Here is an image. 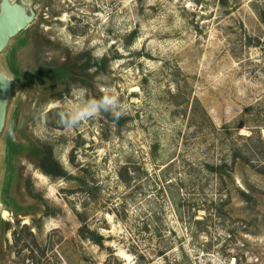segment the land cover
<instances>
[{
    "label": "rangeland",
    "instance_id": "374dc122",
    "mask_svg": "<svg viewBox=\"0 0 264 264\" xmlns=\"http://www.w3.org/2000/svg\"><path fill=\"white\" fill-rule=\"evenodd\" d=\"M7 1L0 264H264V0Z\"/></svg>",
    "mask_w": 264,
    "mask_h": 264
},
{
    "label": "water",
    "instance_id": "95a60500",
    "mask_svg": "<svg viewBox=\"0 0 264 264\" xmlns=\"http://www.w3.org/2000/svg\"><path fill=\"white\" fill-rule=\"evenodd\" d=\"M14 5L7 0H2L0 4V52L6 47L10 39L24 30L29 23L25 15H21ZM5 102L0 94V131L3 125Z\"/></svg>",
    "mask_w": 264,
    "mask_h": 264
},
{
    "label": "trees",
    "instance_id": "16d2710c",
    "mask_svg": "<svg viewBox=\"0 0 264 264\" xmlns=\"http://www.w3.org/2000/svg\"><path fill=\"white\" fill-rule=\"evenodd\" d=\"M38 166L45 175L51 178H61L65 176L63 170L60 168L58 163L53 159L49 148H44L42 150L40 158L38 160ZM124 171L125 170H123V172ZM120 176L123 177L122 174H120Z\"/></svg>",
    "mask_w": 264,
    "mask_h": 264
},
{
    "label": "bare ground",
    "instance_id": "6f19581e",
    "mask_svg": "<svg viewBox=\"0 0 264 264\" xmlns=\"http://www.w3.org/2000/svg\"><path fill=\"white\" fill-rule=\"evenodd\" d=\"M17 9H19V13L21 15H26V10L24 7L18 5V4H13ZM0 94L5 102L8 103L9 100L12 98V81L5 76L4 74L0 73ZM5 213V212H4Z\"/></svg>",
    "mask_w": 264,
    "mask_h": 264
},
{
    "label": "clouds",
    "instance_id": "9594fccd",
    "mask_svg": "<svg viewBox=\"0 0 264 264\" xmlns=\"http://www.w3.org/2000/svg\"><path fill=\"white\" fill-rule=\"evenodd\" d=\"M83 115V114H82Z\"/></svg>",
    "mask_w": 264,
    "mask_h": 264
}]
</instances>
